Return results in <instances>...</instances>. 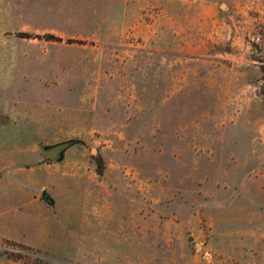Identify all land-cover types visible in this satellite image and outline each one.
<instances>
[{"label": "rangeland", "instance_id": "1", "mask_svg": "<svg viewBox=\"0 0 264 264\" xmlns=\"http://www.w3.org/2000/svg\"><path fill=\"white\" fill-rule=\"evenodd\" d=\"M0 182V264H264V0H0Z\"/></svg>", "mask_w": 264, "mask_h": 264}, {"label": "crops", "instance_id": "2", "mask_svg": "<svg viewBox=\"0 0 264 264\" xmlns=\"http://www.w3.org/2000/svg\"><path fill=\"white\" fill-rule=\"evenodd\" d=\"M234 55H237V53L235 52ZM42 192H41V194H42ZM6 193H7L6 191L0 190V236L7 239V240L13 241V242L24 247L26 244L24 245V243L22 244V242L20 241V239L21 240L23 239L22 235L20 236L17 233L14 234V233H12V231H9L8 228L6 230V227L10 224H13L15 221L21 222L23 219H25L26 217L29 216L30 210H32L33 208H36V207H41L42 211H46V213L47 212L52 213L53 204L51 203L50 197L46 193L48 200H45L41 197L43 200V202H42L43 206H39L36 203H30V204L26 203L25 205L22 203L20 205V208H17L15 206V204H13V202H12V201H14V198H12L11 196H9ZM22 202H23V200H22ZM23 212H25V213H23ZM260 223H256V224L253 223L252 224L255 226L254 230H256V232L254 235L256 236L257 244L259 242L264 241V232H263L264 228H262V226L264 224H263V222H260ZM258 226H260V229ZM44 238L47 239L46 235L44 233L40 232L37 235V239L40 242L34 241L33 243L39 244V243L44 241ZM98 240L101 241V237H98ZM256 249H257V251H256L257 254L261 253V251L263 250L262 246L261 247L256 246ZM82 253H85L84 254L85 256L88 255L87 249H84L82 251Z\"/></svg>", "mask_w": 264, "mask_h": 264}, {"label": "water", "instance_id": "3", "mask_svg": "<svg viewBox=\"0 0 264 264\" xmlns=\"http://www.w3.org/2000/svg\"><path fill=\"white\" fill-rule=\"evenodd\" d=\"M74 143L73 141H68V142H64V143H60V144H57V145H54V146H51V147H46V148H43V147H40V150L43 154V156L51 161V162H59L64 154V152L70 147L72 146ZM91 154L93 156H95V150H92L91 151ZM41 197L45 200H48L47 198V195H46V192L43 191L42 194H41Z\"/></svg>", "mask_w": 264, "mask_h": 264}, {"label": "built area", "instance_id": "4", "mask_svg": "<svg viewBox=\"0 0 264 264\" xmlns=\"http://www.w3.org/2000/svg\"><path fill=\"white\" fill-rule=\"evenodd\" d=\"M27 255H30L27 250L0 236V257H5V258H10L12 256L24 257Z\"/></svg>", "mask_w": 264, "mask_h": 264}, {"label": "trees", "instance_id": "5", "mask_svg": "<svg viewBox=\"0 0 264 264\" xmlns=\"http://www.w3.org/2000/svg\"><path fill=\"white\" fill-rule=\"evenodd\" d=\"M22 35H27V34H22ZM48 37H50V38H52V39H56V38H54V36H48ZM73 143H75L74 141H73ZM100 169V168H99ZM97 170V172L100 174L101 173V169L100 170Z\"/></svg>", "mask_w": 264, "mask_h": 264}]
</instances>
